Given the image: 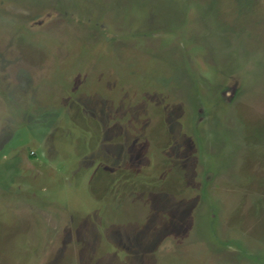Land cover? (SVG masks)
<instances>
[{"label": "rangeland", "instance_id": "374dc122", "mask_svg": "<svg viewBox=\"0 0 264 264\" xmlns=\"http://www.w3.org/2000/svg\"><path fill=\"white\" fill-rule=\"evenodd\" d=\"M0 264H264V0H0Z\"/></svg>", "mask_w": 264, "mask_h": 264}]
</instances>
